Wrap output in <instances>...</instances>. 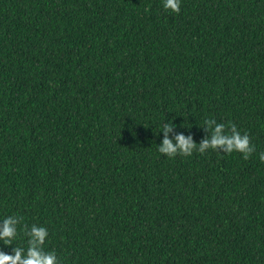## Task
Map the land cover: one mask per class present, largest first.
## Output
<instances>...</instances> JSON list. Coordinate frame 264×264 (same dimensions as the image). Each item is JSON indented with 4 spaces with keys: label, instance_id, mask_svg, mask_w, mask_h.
<instances>
[{
    "label": "trees",
    "instance_id": "16d2710c",
    "mask_svg": "<svg viewBox=\"0 0 264 264\" xmlns=\"http://www.w3.org/2000/svg\"><path fill=\"white\" fill-rule=\"evenodd\" d=\"M0 264H264V0H0Z\"/></svg>",
    "mask_w": 264,
    "mask_h": 264
}]
</instances>
